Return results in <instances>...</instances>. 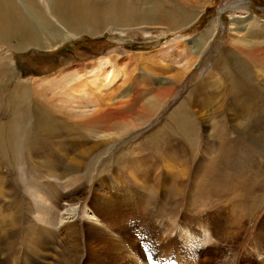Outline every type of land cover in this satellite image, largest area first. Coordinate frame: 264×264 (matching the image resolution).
I'll list each match as a JSON object with an SVG mask.
<instances>
[{
	"label": "rangeland",
	"instance_id": "rangeland-1",
	"mask_svg": "<svg viewBox=\"0 0 264 264\" xmlns=\"http://www.w3.org/2000/svg\"><path fill=\"white\" fill-rule=\"evenodd\" d=\"M167 1L166 10L167 5L178 8L185 5V14L192 10L196 17L175 31H169L157 19L145 24L134 20L118 30L95 36L74 35L50 49L31 48L14 55V69L20 80L31 83L48 79L44 80L48 84L43 83L49 90L45 98L52 103L47 106L57 118L63 112L72 116L67 117L69 122L56 121L59 128L39 133L34 148L28 152L26 141L30 138L24 140V133L26 137L38 132V128L31 129L35 114L32 103L26 101L28 110L20 106L18 118L14 119L9 104L14 81L2 85L0 264L59 263L58 253L63 254L71 247L74 232L65 231L69 224L57 229L56 225H45L46 212L49 209L56 214L57 201L65 204L71 197L80 200L77 214L83 220L85 206L92 202L95 193L96 197H109L116 205H134L131 208L140 212L134 219L138 223L142 206L147 207L151 227L162 223L169 227V222L182 221L181 215L193 211L195 218L202 216L203 220L215 214L213 221L220 222L223 232L229 233L233 232L229 226L239 213L236 239H224L216 248L207 247L208 254L196 264L200 261L224 264L225 254L232 258L233 264H264V0ZM136 6L142 15H150L160 4L157 0H142ZM213 25H217L216 30ZM202 40L205 43L200 46ZM9 42L17 44L14 38ZM124 58L134 60L120 63ZM105 60L111 66L110 82L105 81V85L101 82L100 89L95 88L98 82H90L95 79L94 68L76 70L86 65H103ZM124 64L127 70L123 71ZM63 70L68 72L56 77ZM136 81L137 88L132 85ZM150 82L163 88L174 84L175 91L161 95L155 114L146 115L140 125L123 136L113 128L80 125L95 106L75 108L78 101L75 100L72 107L67 102L71 97L62 92L69 84L91 87L104 104H109L108 110L116 113L122 110L117 105L125 106L132 101L135 104L127 111L129 120L138 114L137 90L149 88ZM34 87L36 92L43 89ZM45 98L38 97L33 103L42 107ZM80 114V118L76 117ZM106 133L117 139L110 135V139L98 143ZM69 179L73 188L66 190ZM150 190L162 192L171 206L164 204L160 211L154 208V203L159 205L161 195L152 196ZM124 191L138 197L140 192L145 195L133 200L135 196ZM204 191H209V196ZM66 192L74 194L65 197L69 195ZM35 194L45 200L51 197L43 200L47 209L41 207ZM226 197L234 198V202L225 200ZM233 203L240 204L238 210ZM43 245L54 249L48 258L47 254L35 251ZM182 249L173 248V255ZM174 259L168 257L170 264H180Z\"/></svg>",
	"mask_w": 264,
	"mask_h": 264
},
{
	"label": "bare ground",
	"instance_id": "bare-ground-1",
	"mask_svg": "<svg viewBox=\"0 0 264 264\" xmlns=\"http://www.w3.org/2000/svg\"><path fill=\"white\" fill-rule=\"evenodd\" d=\"M157 1L160 6H157L152 10L150 9V15H142V10L136 6V3L141 4L142 0H42V2H40V0H0V95L3 92L2 85L13 80L14 87L9 95V104H12V117H14V119L18 118V114L20 113L19 110L21 108L20 106H24L25 109L28 110L26 101L30 104L32 103V111L36 115L34 114L31 129L38 128V132L33 131L34 133H29L30 136L27 134V138L24 133V140L30 138L29 142L26 141V144L28 145V152L32 151L34 148L35 142L38 141L37 137L39 133H49L48 131L50 129L59 128L56 121L59 119L67 121V117L72 115L69 112H63L57 118L49 106H47V103H52L50 98H45L46 92L49 91L48 87L45 85H47L49 81L45 82L44 80L48 79H42L37 82L33 81L31 83L22 82L20 80L18 73L14 69V55L19 52H26V50H30L31 48L40 50L50 49L53 44H58V42L64 43L74 35L95 36L100 35L107 30H118L121 29L120 27H123L125 24H129L134 20L138 22V24H145V22L147 23V21L151 19H157V22L162 23V25L167 27L166 29L169 31H175L183 27L182 24L185 25L186 22H189L196 17L191 12L192 10H189V14H185L187 13V10L183 9V7H186L185 5H182V8L167 5L168 9L166 10V4H169V2L167 0ZM198 3H204V0H198ZM163 8L165 12H163ZM213 26L216 30L217 25ZM11 38H14L17 41L16 46L10 45L9 40ZM199 43L200 46H203L205 42L202 40ZM191 53L192 51L189 52V54ZM132 60L134 59L124 58L120 63H124L125 61L132 62ZM125 64L124 67H122L123 71L127 70V65ZM101 65L102 63H98V65H86L84 68H76V70L77 72H83L82 70L94 68L95 73L92 76H95V79L90 80V82H98V86H95V88L100 89L102 86L101 82H103V85H105V81H107V83L110 82L111 73V71H108V69L111 68L109 60H105V63H103L102 66ZM133 68L136 69L135 66H133ZM96 69L100 70L97 71ZM187 69L188 68L183 71V74H186ZM66 72L68 71H60L56 77H60ZM121 73L125 75L122 71ZM18 79L21 82L18 81ZM43 83L47 84L43 85ZM132 85H134L135 88L139 87L137 81ZM147 85L149 88L146 89L141 87L137 90L136 103L138 104L137 108H139L137 109L138 114H136L137 116H134L135 118L131 117L129 120L127 117H130V113L127 111L131 109L133 104H135L132 103L131 100L128 105L124 101L126 103L124 104L126 107L117 105V108L122 110L116 113L114 112L116 110L112 111L110 108L108 110L109 104H104L106 102H102L103 100H100L101 96L97 95L91 87L81 86L79 83L69 84L65 86L62 92L66 96L71 97V99L67 102L68 105L70 104L72 107L75 100H78L76 102L77 105L74 106L75 108L95 106L92 113L89 114V118H86L84 123L80 122L82 124H77L85 127H95L96 125H101V127H104L103 129L107 130L113 128L111 130H115L116 133L121 136L127 131H130L134 126L140 125L142 119L146 115L149 116L153 113L155 114L158 103L161 101V95L172 94L173 91H175L174 84H168L164 88L161 87V85H155L154 82L147 83ZM33 86H37L38 88L42 87L43 89L36 92L33 91ZM86 92L89 94H86ZM192 93H194V91H192L191 94ZM61 95L63 96V94ZM77 95L80 96L77 98ZM127 95L128 94L125 96ZM38 97L46 99L44 100L45 103L42 107H38L33 103L34 99H37ZM52 98L55 99V97ZM61 108L64 109L63 107ZM66 109L68 108L66 107ZM81 115L82 114L76 117L80 118ZM69 121L70 120H68V122ZM92 132H94V130ZM89 133L91 132L89 131ZM105 135L106 136L102 142H97L101 144L104 143V140L107 138L110 139L109 137L111 133H106ZM111 137L115 138L114 135H111ZM119 138L120 137L118 136V139ZM173 150L174 149H171L170 151L173 152ZM86 152L88 151L85 150V153ZM82 153L83 151H80V156ZM73 180L75 183H78L76 181L77 178H73ZM72 185V181L70 179L67 180L66 190L72 189ZM80 191L81 190L79 189L75 190L76 193H80ZM151 191L152 196L154 195L158 197V195H161V198H159V205H155L154 203V208L160 211V207L164 204L171 206L168 202H166L167 199L162 192L157 190H150L148 192ZM208 192L209 191H204V195L209 196ZM125 193L133 194L130 191ZM40 194H35L34 198L38 200V203H40L42 208L47 209L48 207L44 204L45 201H48L51 197L49 198L46 196L47 198L45 200L44 196L42 197ZM68 194L69 195H65V197L71 196L74 193L70 192ZM126 194L125 196H127ZM176 194L177 193H175V195ZM144 195L145 194L142 195V192L139 193V197L141 198L142 196L144 197ZM193 195L194 194H192V196ZM115 197L117 198L116 195ZM139 197L136 195L131 199L134 200ZM204 198L206 197L204 196ZM226 199H229V201L233 200L234 202V198L226 197L225 200ZM70 200L71 201H67L65 204H61L57 201L55 205L56 214L48 209L45 218L43 219V223L45 225H56V229L69 224L65 227V231L66 229H70V233L71 231L76 233V235L71 233L73 237V244H70L71 247H68L69 249H67V252H63V254H67H65L64 259L62 258L63 254L57 252L61 257L60 262L57 264H170L168 261V257L170 256L171 258L174 256V260L177 262L179 261L180 264H196V262L198 263V259L208 254L209 251H206L207 247L216 248L222 245L224 239L226 241H229V239H236L234 237L237 235L236 232L240 218L238 213L229 226V228H232L233 232L228 233L226 230L223 232L220 222L213 221L212 216L215 214L212 215L211 213L207 220H203L202 216H197L198 219L195 218L194 214H192L193 211H191L189 214L181 215L182 221L178 220V216L176 217L175 215L174 218H177L178 221L174 220L169 222L171 223V226L169 227H172L169 230V227H165L164 223L160 225L158 224V226L153 225L151 227L148 221L147 207L144 206H142V218L138 223V221L134 219L138 214H140V212L137 213L135 209L131 208L134 205L122 203L116 205L113 201H110L109 197H96L95 193L93 194L92 202L85 206L87 211L85 212V216L82 220L77 214L80 204L78 202L80 200H74L71 197ZM207 205L208 204H205V206ZM239 205L238 203L232 204L236 210H238ZM131 219H133V221ZM196 228L199 229L198 232H196ZM222 233L224 235L220 237V234ZM0 234L3 233L0 232ZM41 247L42 246L37 248L35 251L40 254H47V258L48 254H53L52 250L54 249L46 248L44 245L43 248ZM180 247H183L182 251H179L178 253L176 252L175 255H173L172 249H179ZM210 251H212L211 248ZM227 255L228 254H225L226 257L224 258L223 263L233 264L232 258ZM174 264L176 263L174 262ZM199 264H209V262L200 261Z\"/></svg>",
	"mask_w": 264,
	"mask_h": 264
}]
</instances>
